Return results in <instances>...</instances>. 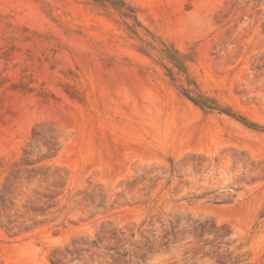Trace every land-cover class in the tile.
Returning <instances> with one entry per match:
<instances>
[{
    "label": "rangeland",
    "instance_id": "rangeland-1",
    "mask_svg": "<svg viewBox=\"0 0 264 264\" xmlns=\"http://www.w3.org/2000/svg\"><path fill=\"white\" fill-rule=\"evenodd\" d=\"M0 264H264V0H0Z\"/></svg>",
    "mask_w": 264,
    "mask_h": 264
}]
</instances>
